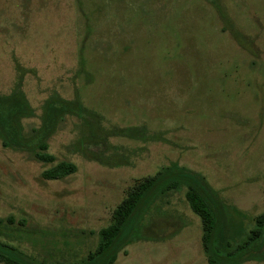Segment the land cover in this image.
Masks as SVG:
<instances>
[{
	"label": "rangeland",
	"instance_id": "obj_1",
	"mask_svg": "<svg viewBox=\"0 0 264 264\" xmlns=\"http://www.w3.org/2000/svg\"><path fill=\"white\" fill-rule=\"evenodd\" d=\"M219 2L243 45L207 0H0V95L23 93L24 136L53 96L97 114L58 122L51 162L0 138L1 242L42 263L81 261L129 189L172 164L253 227L264 213V0ZM92 135L108 143L99 159L81 148ZM62 162L76 171L43 177ZM184 190L160 202L179 231L131 242L113 264H208Z\"/></svg>",
	"mask_w": 264,
	"mask_h": 264
},
{
	"label": "trees",
	"instance_id": "obj_2",
	"mask_svg": "<svg viewBox=\"0 0 264 264\" xmlns=\"http://www.w3.org/2000/svg\"><path fill=\"white\" fill-rule=\"evenodd\" d=\"M207 1L218 13L223 28L242 44L219 0ZM30 113V107L19 89L11 94L0 95V138L4 146L15 150H41L35 154L42 162L54 160L52 155L45 152L47 140L66 115L83 118L90 125L95 123L97 116L86 110L77 99L53 96L45 103L39 129H33L34 134L25 137L20 119ZM107 144L104 137L92 135L81 142V148L99 159ZM75 171L74 164L62 162L44 171L42 175L45 179H60ZM180 188L185 189V201L200 219L201 246L208 264L264 261V213L255 216L252 228H246L244 219L247 216L226 205L200 173L172 164L137 181L113 209L111 223L98 231L96 248L85 259L66 264H113L119 252L124 251L125 246L131 242L163 241L178 232L181 224L163 215L165 213L162 212L160 202L170 192ZM0 258L5 264H47L35 261L14 246L1 241Z\"/></svg>",
	"mask_w": 264,
	"mask_h": 264
}]
</instances>
